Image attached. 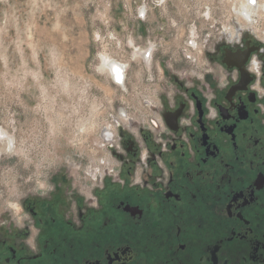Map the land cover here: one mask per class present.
<instances>
[{
    "label": "flooded vegetation",
    "instance_id": "flooded-vegetation-1",
    "mask_svg": "<svg viewBox=\"0 0 264 264\" xmlns=\"http://www.w3.org/2000/svg\"><path fill=\"white\" fill-rule=\"evenodd\" d=\"M203 56L133 63L157 87L102 131L116 169L95 187L27 168L0 209V264H264V31Z\"/></svg>",
    "mask_w": 264,
    "mask_h": 264
},
{
    "label": "rangeland",
    "instance_id": "rangeland-1",
    "mask_svg": "<svg viewBox=\"0 0 264 264\" xmlns=\"http://www.w3.org/2000/svg\"><path fill=\"white\" fill-rule=\"evenodd\" d=\"M246 2L0 0V209L20 198L27 168L34 181L62 169L95 187L116 169L105 149L115 138L102 131L115 134L119 109L138 108L136 93L157 87L158 74L133 63H205L217 39L264 31V0L245 19ZM106 60L127 67L122 85Z\"/></svg>",
    "mask_w": 264,
    "mask_h": 264
},
{
    "label": "bare ground",
    "instance_id": "bare-ground-1",
    "mask_svg": "<svg viewBox=\"0 0 264 264\" xmlns=\"http://www.w3.org/2000/svg\"><path fill=\"white\" fill-rule=\"evenodd\" d=\"M257 5L258 4L256 3V0H247L246 4L243 5L244 6L243 9L241 8L242 10H240L241 12L244 13V18H245V16L248 18L250 11H252L254 6H257ZM243 13L240 15H243ZM247 20H249V19H247ZM101 66H102L103 70L110 76V78L113 79V81L116 84H120V85L123 84V75H122L123 74V71H122L123 68L122 67L113 63L110 60L103 61V63H101Z\"/></svg>",
    "mask_w": 264,
    "mask_h": 264
}]
</instances>
